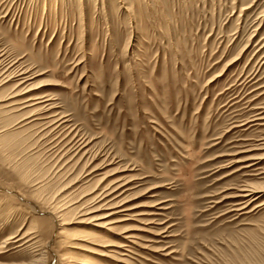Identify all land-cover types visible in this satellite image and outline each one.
Returning <instances> with one entry per match:
<instances>
[{
	"label": "rangeland",
	"instance_id": "rangeland-1",
	"mask_svg": "<svg viewBox=\"0 0 264 264\" xmlns=\"http://www.w3.org/2000/svg\"><path fill=\"white\" fill-rule=\"evenodd\" d=\"M1 60L0 264H264V0H0Z\"/></svg>",
	"mask_w": 264,
	"mask_h": 264
},
{
	"label": "bare ground",
	"instance_id": "bare-ground-1",
	"mask_svg": "<svg viewBox=\"0 0 264 264\" xmlns=\"http://www.w3.org/2000/svg\"><path fill=\"white\" fill-rule=\"evenodd\" d=\"M2 56V55H1ZM2 60H4V59H2ZM0 61V65L2 66L1 67V71L2 72H0L1 74L0 75H2L3 77H2V79L1 80H3V79H11V77H14V79L15 80H17V82H16V85H22L24 82L26 83V81L28 80V78L26 77V76H22V75H24V74H26V71L25 70H22L21 68H12V66L14 65L13 63H9V64H7V63H3V61ZM12 68V69H11ZM26 77V78H25ZM12 80V79H11ZM6 81V80H5ZM24 83V84H25ZM23 89V88H22ZM22 89H19V90H17V92L18 91H21L20 92V94L18 93V94H16V95H25V96H23V97H21L20 99V101H18V102H15V103H12V105H19L21 108H19V109H24V108H27L28 107V109H30L31 108V106H34V105H36L39 101H38V99H40V98H42V97H35V96H33L32 94H30L31 92L30 91H32V89H34V88H31V87H27V88H25L24 87V90L22 91ZM26 89V90H25ZM16 92V93H17ZM27 94V95H26ZM36 95V94H35ZM25 97V98H24ZM42 101V100H41ZM44 103V102H43ZM38 105H36V107H33V108H31L30 109V114L28 115V117H30V116H34V118H33V120H42V119H46V118H44V117H41L40 115H43V112H44V108L43 107H37ZM44 106V105H43ZM30 107V108H29ZM28 111V110H27ZM47 111V110H46ZM45 111V112H46ZM27 117V116H26ZM44 121V120H43ZM42 122V121H41ZM47 122V121H46ZM40 124V123H39ZM48 124V123H47ZM51 124V123H50ZM43 125V124H42ZM113 183H115V182H113ZM109 185H112V183L110 184H108V186ZM107 188H105L104 190H103V192L101 193V194H99V195H97L95 198L96 199H98L99 200V198H101L102 200L104 199V198H106V197H108L109 195H111V193H113L115 190H116V188H111L108 192L107 191H105ZM109 189V188H108ZM37 190V189H36ZM119 204V203H118ZM122 205V204H121ZM129 209V208H128ZM125 210H127V209H123V210H120V211H125ZM56 212V211H55ZM108 216H109V214H107ZM106 215V216H107ZM106 216H104V217H106ZM99 219H101V218H99ZM100 222V224H98V225H101L102 223H104V222H102L101 223V221H99ZM110 224V223H109ZM30 233V232H29ZM63 233V232H62ZM26 234V233H25ZM64 234V233H63ZM27 235V234H26ZM29 235V234H28ZM24 236H22V237H20V238H18L17 239V241L18 240H20V239H22ZM32 238H34V240H35V237H31L30 239H28L27 241H29V240H31ZM9 239V238H8ZM11 239H13V238H11ZM16 241V240H15ZM6 242V241H5ZM31 242V241H30ZM119 247H123V246H119ZM74 260V259H73ZM71 261V260H70ZM85 262L86 263H89L90 262V260H85ZM31 264H38V261L36 260H34L33 262H31Z\"/></svg>",
	"mask_w": 264,
	"mask_h": 264
}]
</instances>
